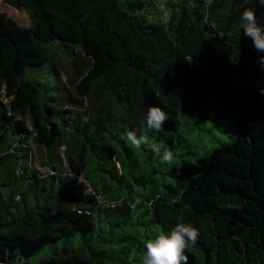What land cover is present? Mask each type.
I'll return each instance as SVG.
<instances>
[{"label":"trees","instance_id":"trees-1","mask_svg":"<svg viewBox=\"0 0 264 264\" xmlns=\"http://www.w3.org/2000/svg\"><path fill=\"white\" fill-rule=\"evenodd\" d=\"M5 2L32 23L0 12V264H136L180 222L199 229L188 264H264V52L239 27L252 8L264 28V5ZM153 105L175 166L126 142ZM208 122L229 139L200 153L187 134Z\"/></svg>","mask_w":264,"mask_h":264},{"label":"clouds","instance_id":"clouds-1","mask_svg":"<svg viewBox=\"0 0 264 264\" xmlns=\"http://www.w3.org/2000/svg\"><path fill=\"white\" fill-rule=\"evenodd\" d=\"M264 5V0H259ZM240 29L243 35L250 38L254 48L258 52H264V28L257 23L256 13L252 8H245L240 16ZM258 63L264 68V56ZM264 94V87L260 89ZM169 119L168 114L158 105L147 109L146 119L138 135L136 131L126 133V142L133 150L147 147L158 157L160 163L175 166L177 156L169 149H161V146L150 138V133L163 132L164 125ZM199 238V229L190 223L180 222L170 232H157L153 238L144 242L146 249L141 264H188L186 250L195 246Z\"/></svg>","mask_w":264,"mask_h":264},{"label":"rangeland","instance_id":"rangeland-1","mask_svg":"<svg viewBox=\"0 0 264 264\" xmlns=\"http://www.w3.org/2000/svg\"><path fill=\"white\" fill-rule=\"evenodd\" d=\"M158 2V9L162 12L163 17L169 13L170 6L167 4L169 0H157ZM211 2V0H207ZM0 12L5 13L10 19L16 21L18 24L22 26H30L32 23V19L28 9H17L12 5L5 2V0H0ZM49 50L52 53L53 57L59 62L63 63L65 61V54L57 48V46H49ZM65 79V76H63ZM258 84L264 86V68L260 69L259 77H258ZM200 128L210 129L209 131H204V135L201 136L198 133L200 132ZM192 147L202 153L204 152L201 149V143L205 140L208 144L212 146L217 145L221 140H228L229 137L227 134L221 133L218 126L212 124L210 122L200 124L198 127L193 129L192 132L187 134ZM201 137L203 138L201 140ZM213 139V143L212 142ZM63 247V242L55 246H47L43 248L35 257L34 261H40L45 259V257L53 254L56 250L61 249ZM136 264H141V262H135Z\"/></svg>","mask_w":264,"mask_h":264}]
</instances>
